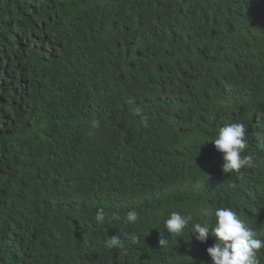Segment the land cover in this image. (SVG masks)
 I'll use <instances>...</instances> for the list:
<instances>
[{
	"label": "trees",
	"instance_id": "obj_1",
	"mask_svg": "<svg viewBox=\"0 0 264 264\" xmlns=\"http://www.w3.org/2000/svg\"><path fill=\"white\" fill-rule=\"evenodd\" d=\"M219 207L264 240V0H0V264H213Z\"/></svg>",
	"mask_w": 264,
	"mask_h": 264
},
{
	"label": "clouds",
	"instance_id": "obj_2",
	"mask_svg": "<svg viewBox=\"0 0 264 264\" xmlns=\"http://www.w3.org/2000/svg\"><path fill=\"white\" fill-rule=\"evenodd\" d=\"M215 149L223 154V173L239 172L242 168L252 167L250 156L242 155L248 144L246 129L241 123L226 124L219 128L216 138L212 141ZM114 219H120L118 216ZM95 221L103 224L106 220L103 210H98ZM138 213L129 210L124 218L125 224H135ZM169 234L183 237L185 229L190 228L192 236L201 243L207 241L209 236L215 237L216 242L206 249L213 264H257V254L264 248V240L254 238V233L239 218L237 213L230 208L219 207L214 212V224L209 227L206 223L197 222L193 213L172 211L164 221ZM129 239L134 243L137 240L135 234ZM159 245L165 246L168 240L160 235ZM108 247H122L119 237L113 236L107 240Z\"/></svg>",
	"mask_w": 264,
	"mask_h": 264
}]
</instances>
